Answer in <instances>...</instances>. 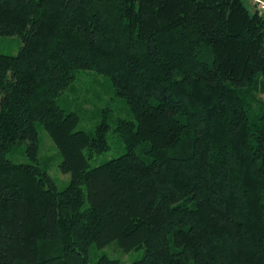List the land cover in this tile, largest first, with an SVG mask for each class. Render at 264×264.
<instances>
[{"label":"trees","instance_id":"obj_1","mask_svg":"<svg viewBox=\"0 0 264 264\" xmlns=\"http://www.w3.org/2000/svg\"><path fill=\"white\" fill-rule=\"evenodd\" d=\"M0 264H92L117 240L130 264H264V9L252 0H0ZM107 76L93 133L64 103ZM88 89L91 85L87 86ZM77 99V98H74ZM85 101V99H84ZM38 125L70 183L39 160ZM25 143L29 162L8 153ZM97 264H123L102 254Z\"/></svg>","mask_w":264,"mask_h":264},{"label":"rangeland","instance_id":"obj_2","mask_svg":"<svg viewBox=\"0 0 264 264\" xmlns=\"http://www.w3.org/2000/svg\"><path fill=\"white\" fill-rule=\"evenodd\" d=\"M252 2H255V0H252ZM21 44L22 40L18 35H0V52L2 53L16 54ZM79 79L76 84L79 90L67 91V98L65 96L62 99V103L71 99L74 100L70 108L76 109L81 115V120L77 128H83L93 133L96 124L101 119L104 109L107 107L110 108L112 128L108 133V137L111 147L91 159L92 165H97L111 157L119 156L124 152V143L114 130L115 123L113 120L119 116L133 118V115L126 100L115 94L112 82L107 76L96 74L93 70H88L82 72ZM89 85H91L90 89L87 88ZM38 130L40 136L39 160L43 161L47 157H52L49 172L55 179L58 188L63 189L70 183L71 173L63 172L59 168L58 163L61 160V156L58 154V148L48 131L41 125H38ZM8 157L16 162L31 161L25 152V143L11 150L8 153ZM102 254L118 258L123 264H130L143 256L144 248L126 251L119 245L117 240H112L104 246L100 247L95 245L91 247V263L97 264V260Z\"/></svg>","mask_w":264,"mask_h":264},{"label":"built area","instance_id":"obj_3","mask_svg":"<svg viewBox=\"0 0 264 264\" xmlns=\"http://www.w3.org/2000/svg\"><path fill=\"white\" fill-rule=\"evenodd\" d=\"M255 2L258 3V6H259L261 9H264V0H255Z\"/></svg>","mask_w":264,"mask_h":264}]
</instances>
